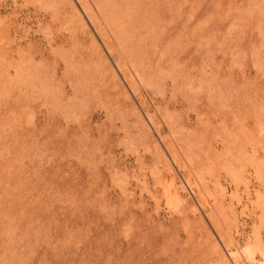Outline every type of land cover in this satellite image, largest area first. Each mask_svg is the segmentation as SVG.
Instances as JSON below:
<instances>
[{"label":"rangeland","instance_id":"1","mask_svg":"<svg viewBox=\"0 0 264 264\" xmlns=\"http://www.w3.org/2000/svg\"><path fill=\"white\" fill-rule=\"evenodd\" d=\"M0 264H264V0H0Z\"/></svg>","mask_w":264,"mask_h":264}]
</instances>
